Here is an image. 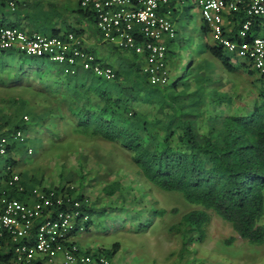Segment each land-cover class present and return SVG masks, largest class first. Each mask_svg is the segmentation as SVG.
Instances as JSON below:
<instances>
[{
  "label": "trees",
  "instance_id": "trees-1",
  "mask_svg": "<svg viewBox=\"0 0 264 264\" xmlns=\"http://www.w3.org/2000/svg\"><path fill=\"white\" fill-rule=\"evenodd\" d=\"M83 11L78 8V12ZM88 14L92 15L91 12ZM172 15L176 22L181 21L179 12ZM92 17L94 18L93 15ZM70 31L79 32L76 28H71ZM210 37H212L211 28L205 22L204 26L192 32L179 31L177 37L168 42V57L176 44L188 56L185 57L187 63L181 73L163 86L151 84L148 75H145L142 69L139 67L134 69L136 64L127 67L138 73L135 84L134 81L131 84L123 83L127 77L125 67L122 70L112 67L115 77L108 80L110 81L108 85L101 86L98 80L104 78L81 66L77 68L75 74H67L61 65L57 64L56 67L50 68L32 67L27 65V60L21 65L19 62L17 65L2 68L0 83L26 85L31 75H39L41 83L49 88L53 96L61 100L62 105L64 104L65 114L69 115L71 123H75L78 132L102 137L121 145L131 153L139 170L154 186L165 191L180 193L187 202L214 210L221 218L232 224L241 239L261 244L264 242V225L261 223L264 217L262 78H257L261 87L259 97L253 106L250 107L248 103L239 105L235 112L231 111L233 102L228 93L218 95L208 92L210 99L207 101L208 96L201 94V91L193 90L191 78L196 76V70L202 68L199 67L202 64H195L196 56L207 50L220 62L226 72H233L240 67L252 76L259 73L252 68L249 61L233 63L231 53ZM9 51L17 50H0V53L5 55ZM18 52L24 55V58L29 57L33 62L43 58ZM47 68L49 70L46 72ZM146 79L147 86L144 85ZM150 89L155 90L156 94L150 92ZM148 92L151 93L148 97L141 95V93L146 95ZM167 93L170 96L169 100L165 98ZM160 96L163 98L160 99ZM174 97L181 98L183 103H178ZM225 102H232L227 111L222 109ZM53 114V110L45 117L33 113L29 121L24 120V115L0 116V134H10L19 128L27 136L28 122L46 123L51 120ZM64 117L66 116L62 119ZM4 127L8 128L6 132H3ZM28 141L35 143V140L27 137ZM36 151L38 149H34L31 155L33 158L37 154ZM27 155L30 156L27 153V146L21 147L18 141H12L7 154L2 155L6 156V171L0 182V195L8 191L12 197L23 198L25 192L19 194L17 188L11 190L8 187L7 183L12 171L21 175L20 185L30 187V182L44 185L42 177L31 175L25 170L22 172L19 168L23 164V159L25 163ZM8 166L12 170H8ZM120 188H122L121 183L112 182L105 185L103 190L106 197H112L120 191ZM77 198L83 202L82 207L90 217L86 223L87 232L94 227L101 232L113 231L116 229L113 226L116 220H120L119 224L127 221L125 214L120 211L112 215L121 207L109 203L102 208H92L85 196L79 195ZM123 201V206L126 207L124 198ZM129 209L133 214L139 215L137 222L139 229L147 228L154 221L157 213L163 215L167 212L166 209L145 207L141 211L136 210L135 206ZM209 219L206 211L194 210L184 215L182 223L186 225V233L187 231L191 234L196 233V240L203 242L206 236L205 226ZM234 240L235 237L227 239L223 246H233ZM121 248L122 244L117 241L110 250L101 249H104L108 255L114 256Z\"/></svg>",
  "mask_w": 264,
  "mask_h": 264
},
{
  "label": "rangeland",
  "instance_id": "rangeland-1",
  "mask_svg": "<svg viewBox=\"0 0 264 264\" xmlns=\"http://www.w3.org/2000/svg\"><path fill=\"white\" fill-rule=\"evenodd\" d=\"M80 0H25L27 7L24 13L28 15L32 25L42 34L52 35L53 29H60L65 32L68 25H76L77 17L74 11H78ZM7 12L10 11L7 9ZM14 16L8 17L6 23L20 24ZM181 21H173L180 33L192 32L196 28L204 26L205 22L201 15V10L194 0H184V9L181 13ZM73 26L72 28H74ZM77 28V26H76ZM212 40V37H210ZM207 50V49H206ZM99 52V51H98ZM128 60L135 59L133 54ZM187 53H183L180 46L176 44L168 57V67L170 69V81L181 73L187 60ZM99 59H104L98 53ZM196 65L199 71H195L192 77L193 90L201 91V94L208 96V92L218 95L228 93L231 96L233 106L231 111L239 105L249 104L253 106L259 97L261 84L257 78H261L259 73L254 76L246 72L245 69L236 68L233 72H226L209 50L199 53L196 56ZM117 60L116 53L113 54ZM24 60L28 66L35 67H56L57 64L48 59L41 58L38 62L24 58L18 51H9L5 55L0 53V71L8 65H17ZM109 60H111L109 58ZM248 62L239 58V63ZM115 68V66L113 65ZM46 69V72L49 69ZM253 68V67H252ZM126 79L123 83L135 84L137 72L126 67ZM4 74V73H3ZM3 76V75H2ZM148 77V76H147ZM2 81V80H1ZM25 81V80H24ZM28 84L0 83V116L11 117L13 115L38 114L45 117L51 111L54 114L51 120L46 123L28 122L27 137L35 140V143L20 144L21 147L31 145L38 149L33 158L27 155L24 163V170L37 177H42L44 185L62 188L74 187V195L85 196L92 208H102L109 203L112 206L121 207L117 212L124 213L126 220L119 224V219L113 224L116 227L113 231L101 232L95 227L86 233H81L78 243L83 247L92 250L93 254H98V249L112 248L114 242L122 244L121 250L111 258L116 264H264V254H260L247 248L250 245H259L249 242L239 241L238 246H223L224 241L239 235L234 230L232 224L221 218L214 210L196 206L185 200L183 195L173 191H165L150 183L132 159L130 152H127L121 145L112 143L102 137L86 135L78 132L75 123L70 122L68 114H65L66 107L60 103L58 97L50 93L49 88L43 85L39 75H31ZM197 82V83H196ZM21 83V82H20ZM108 80H98L99 85H108ZM168 83V84H169ZM148 81L146 79L145 86ZM169 87V86H168ZM145 90L147 89L144 88ZM155 90L150 92L156 94ZM64 91H61L63 93ZM141 93L148 97L150 93ZM151 94V93H150ZM200 94V96H201ZM169 94H165L166 100L170 99ZM63 97V96H62ZM202 97V96H201ZM163 97L160 96V99ZM178 103H183L180 98L174 97ZM208 96L207 101H209ZM232 102H225L222 109L229 110ZM166 103V101H165ZM187 104V103H186ZM187 106V105H186ZM170 113V112H169ZM63 116L64 119H62ZM41 143V144H38ZM6 156L0 155V182L2 175L6 171ZM114 182L122 184L119 192L112 197H106L103 188L105 185ZM38 184L30 182L29 186ZM122 191V196L120 192ZM126 200V207L123 206ZM113 201V203L111 202ZM135 206L136 210L154 208L158 210L166 209V213H157L154 221L145 229H139L137 222L139 215L133 214L129 208ZM87 208V207H86ZM176 210L172 212V210ZM194 210H204L209 214V222L205 226L206 236L203 242L196 240V233H186V225L182 223L186 213ZM264 222V217L261 220ZM182 223V224H181ZM236 233V234H235ZM210 237V238H209ZM217 238L218 243L206 250V246ZM241 240V238H238ZM223 246L222 248H220ZM216 249V250H215ZM205 252V254H203ZM248 253L246 257L245 253ZM207 256L212 260L205 259ZM238 256V257H236Z\"/></svg>",
  "mask_w": 264,
  "mask_h": 264
},
{
  "label": "built area",
  "instance_id": "built-area-1",
  "mask_svg": "<svg viewBox=\"0 0 264 264\" xmlns=\"http://www.w3.org/2000/svg\"><path fill=\"white\" fill-rule=\"evenodd\" d=\"M4 1L16 7L15 0ZM194 1L211 28L212 39L232 55L248 60L261 75L264 89V0ZM172 2L184 4V0H80V7L92 13L104 41L137 54L147 53L149 81L163 86L170 81L165 40L177 34L169 18ZM238 13L244 14V19L233 35L234 27H227V14ZM0 50L48 58L67 74H75L81 66L107 80L115 77L114 69L92 55L74 32L29 33L0 22ZM24 120L29 121V116ZM7 130L3 128V132ZM12 141L25 144L27 136L19 128L0 134V155L7 154ZM27 153H34L32 146H27ZM8 170L12 168L8 166ZM12 172L8 187L25 195L21 199L8 191L0 195V264H116L104 249L93 254L78 243L77 237L87 232L90 217L74 195L73 186L25 187L20 185L21 175Z\"/></svg>",
  "mask_w": 264,
  "mask_h": 264
},
{
  "label": "crops",
  "instance_id": "crops-1",
  "mask_svg": "<svg viewBox=\"0 0 264 264\" xmlns=\"http://www.w3.org/2000/svg\"><path fill=\"white\" fill-rule=\"evenodd\" d=\"M15 1H16V7L11 8L8 5H6L5 3L3 4L4 0H0V22H4V24H9V23H6L5 21L8 20V17L14 16L13 19L18 20L20 22V24H16L13 22L10 25H15V26H17V27L21 28L22 30H25L29 33L36 32L37 30H36L35 26L32 25L31 20L28 18V15L26 13H24V10H26L25 8L27 7L25 0H15ZM18 2H19V4H18ZM79 5H80V1L78 2V6ZM170 7H171V10L173 13L176 14L177 12H179L181 14L182 10L184 9V4L179 3V2H172L170 4ZM7 9L10 11V13L7 12ZM76 10L74 11V14L77 17V20H76L77 24L76 25H74V24L68 25L65 32L66 31L74 32V33L78 34L79 36H81L85 48L92 55L97 57L98 59H99L98 53H100L104 59H99V60L102 62L108 63V65H106V66L113 67V65H114L115 66V68L113 67L114 69L122 70L124 67L125 68L131 67V65L136 64L134 69L139 67L140 69H142V72L145 75H147V73H146V67H147L146 55H147V53L142 54V55L137 54L133 50L123 49V48L118 47L115 44L108 43V42L104 41L102 38L101 32L98 30V28L96 26L95 18H93L92 15L90 16L88 14V12H86L85 10L83 12H78ZM243 16H244V14L240 15L239 13L238 14H227V20H226L227 27L228 26L234 27L233 35L237 32V28H239L240 22L244 19ZM169 18L172 20V22L176 21L175 17L173 15H171ZM73 26H75L74 28H76V26H77L76 29L79 30L78 33L75 31H70V29ZM175 27L177 30V34L175 35V37L165 40V44L167 45V48H168V42L175 39L178 35V32L180 31L179 28H177L176 24H175ZM227 27H226V29H227ZM65 32H62L60 29H53L52 35H54V34L55 35H63ZM114 53H116V55H117V60H114V58H113ZM130 54H133L135 56V59L128 60L131 57ZM231 56H232L231 57L232 62L235 64H238L239 58L235 55H232V54H231ZM109 58L111 60H109ZM23 167H24V163L22 164L21 167H19L22 172H24ZM261 223H262V225H264V222L261 221ZM234 236H237V235H234ZM238 238H240V237L239 236L235 237V240L233 243V246H235V247L238 246V244H241L239 241H242V243H244V242L250 243L249 240H243V239L240 240ZM208 242H210V243L208 244V246H206V250H210V247L212 245L215 248V245L218 243V240H217V238L216 239L213 238L212 241L210 240ZM254 244H256V243H254ZM216 247H217V245H216ZM247 248L250 250L249 252H252V250H254L255 252L260 253L261 255L264 254V242L259 244V245H255V247L253 245H250ZM98 250H101V248ZM90 251H92V250H90ZM249 252L245 253L246 257H248ZM203 254H205V252ZM203 257L207 260L213 261V259H211L207 256L203 255ZM236 257H238V256H236Z\"/></svg>",
  "mask_w": 264,
  "mask_h": 264
},
{
  "label": "clouds",
  "instance_id": "clouds-1",
  "mask_svg": "<svg viewBox=\"0 0 264 264\" xmlns=\"http://www.w3.org/2000/svg\"><path fill=\"white\" fill-rule=\"evenodd\" d=\"M99 60V59H98Z\"/></svg>",
  "mask_w": 264,
  "mask_h": 264
}]
</instances>
